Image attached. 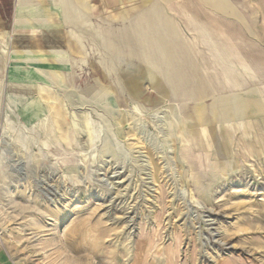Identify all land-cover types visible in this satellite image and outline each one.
Masks as SVG:
<instances>
[{
  "label": "rangeland",
  "instance_id": "374dc122",
  "mask_svg": "<svg viewBox=\"0 0 264 264\" xmlns=\"http://www.w3.org/2000/svg\"><path fill=\"white\" fill-rule=\"evenodd\" d=\"M137 10L99 12L58 57L0 38L2 263L264 264V126L231 96L212 120L214 95L138 86L153 39Z\"/></svg>",
  "mask_w": 264,
  "mask_h": 264
},
{
  "label": "crops",
  "instance_id": "0c3cea01",
  "mask_svg": "<svg viewBox=\"0 0 264 264\" xmlns=\"http://www.w3.org/2000/svg\"><path fill=\"white\" fill-rule=\"evenodd\" d=\"M119 8L146 9L136 11L137 23L150 24L147 34L153 40L146 42L142 55L146 66L140 69L137 62L138 86L157 92L177 89L184 99L192 89L194 96L214 95L219 100L209 105L212 120L223 117L221 108H227L221 106L220 98L231 96L236 113L251 119L248 128L264 126V0H0V38L10 55L58 57L72 47L71 40L83 25L95 22L99 12L103 15L98 16H106ZM158 24L168 25L174 39L170 35L161 44ZM5 63V56L1 57L2 72L8 67ZM41 65L34 68L40 76L48 72ZM28 68L19 69L25 84V74L32 70ZM8 72L7 83L12 84L10 73L16 69ZM41 78L36 81L42 82ZM142 93L138 101L148 104L151 97ZM107 100L113 103L110 97ZM232 110L228 108L229 113ZM0 264L4 263L0 260Z\"/></svg>",
  "mask_w": 264,
  "mask_h": 264
}]
</instances>
